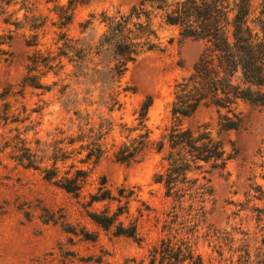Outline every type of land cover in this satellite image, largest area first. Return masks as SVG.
Returning <instances> with one entry per match:
<instances>
[{
    "label": "trees",
    "instance_id": "16d2710c",
    "mask_svg": "<svg viewBox=\"0 0 264 264\" xmlns=\"http://www.w3.org/2000/svg\"><path fill=\"white\" fill-rule=\"evenodd\" d=\"M41 1L0 0V23L23 31L26 46L35 49L22 81L0 91V157L15 168L39 172L47 182L79 198L90 176L86 167L97 165L107 155L110 138L114 142L119 139L113 144L114 158L126 165L143 162L154 148L163 163L154 182L163 187L168 206L156 217L160 238L148 251V264H209L199 251L201 242L213 244L222 256V232L208 222L207 207L214 204L213 176L223 173L240 152L237 142L230 138L231 133L243 129L239 104L264 107V0H141L127 13L105 10L90 14L81 25L82 33L96 23L105 29L96 44L68 34L76 10L89 0H45L53 4L49 11L56 18L52 19L38 13ZM257 1L262 2L260 10L255 6ZM18 5V10L10 11ZM22 11L21 20L13 19ZM49 22L56 29V52L37 50ZM163 26L176 28L183 41L202 42L204 50L192 72L176 82L171 123L161 138L152 142L148 126L154 103L151 96L142 102L133 122L116 121L92 111L97 104L92 100L93 92L86 89L81 98L72 82L80 84L101 75L104 71L95 59L109 54L113 63L108 69L110 84L99 80L95 90L106 96L104 105L110 113L123 110L121 99L132 90L123 87L121 80L144 54L165 51L159 33ZM13 32L0 35V64L14 57ZM173 41L170 39L169 44ZM50 74L66 78L48 84L44 79ZM28 89L41 91V95L56 91L63 111L72 114L70 128L56 127L46 138L40 137L45 106L30 109L22 101ZM202 109L214 112L215 123L186 125ZM260 153L264 157V142ZM254 190L256 199L264 201L263 187ZM136 198L135 191L126 187L114 194L103 179L84 208L103 230L141 245L140 221L155 210L143 203L144 208L126 223ZM96 204H104L103 209L92 210ZM256 210L262 219L264 210ZM242 235V250L235 251L239 252V263L264 264V240L255 239L252 244L247 233Z\"/></svg>",
    "mask_w": 264,
    "mask_h": 264
},
{
    "label": "rangeland",
    "instance_id": "374dc122",
    "mask_svg": "<svg viewBox=\"0 0 264 264\" xmlns=\"http://www.w3.org/2000/svg\"><path fill=\"white\" fill-rule=\"evenodd\" d=\"M140 2L89 0L76 10L68 34L96 44L105 29L96 23L92 29L82 33L81 25L90 14L105 10L111 14L116 10L127 13ZM255 6L258 10L263 7L261 1H257ZM19 8L18 5L10 11ZM52 8L53 4L42 0L38 13L50 19L56 18L49 11ZM23 15V11L19 12L13 19L21 20ZM10 31H14V57L10 62L0 64V91L22 81L28 58L35 51L26 46L23 31H15L14 27L0 23V35H9ZM55 31L49 22L47 34L41 39L37 50L57 51ZM159 33L166 46L165 51L144 54L130 66L121 80L123 87L132 90L121 99L124 102L123 110L110 113L104 105L106 96L100 90H95V83L99 80L110 84L108 69L113 63H110L109 54L95 59L100 64L99 69L104 71L101 75L81 80L80 84L72 82L73 87L81 93V98L85 96L86 89L93 92L92 100L97 104L91 107L92 111L116 121L133 122L142 102L151 96L154 103L149 112L148 126L152 131V142H157L171 123V103L176 82L192 72L204 50L202 42L181 40L176 28L163 26ZM170 39L174 40L172 44H169ZM67 70L71 72L72 67L68 66ZM64 78L66 75L55 77L50 74L44 82L52 84ZM68 82H71L70 78ZM41 94V91L28 89L22 100L30 109L45 106L39 136L46 138L56 127L68 130L72 114L63 111L57 92ZM238 111L244 120L243 129L231 133L230 138L237 142L240 152L223 173L213 176L214 204L207 207L210 211L208 222L222 232L223 255H219L213 244L201 242L199 246L200 253L209 264H240L239 252L235 251L239 248L242 250V239L245 238L242 233L248 234L252 244L255 239L259 242L264 240V216L260 219L256 210H264V201L256 199L258 195L254 190L256 186L264 189V157L260 153L264 142V107L240 103ZM215 118L214 112L202 109L185 123L214 124ZM115 139V142L113 138L107 141L108 153L97 165L86 167L90 170V176L79 198L47 182L39 172L15 168L13 163L0 157V264H148V251L160 238L159 227L155 225L156 217L161 216L168 206L163 187L154 182L155 175L163 168L162 155L153 148L139 164L119 163L114 158L113 144L119 143V139ZM103 179L107 180L114 194L121 187L132 189L137 194L126 223L138 215L139 208H144L143 203L155 210L140 221L139 232L144 238L141 245L125 237H115L112 231L103 230L87 216L84 204L91 194L97 192ZM249 200L251 202L246 206ZM103 206L96 204L92 210L99 211ZM87 236L94 240H88Z\"/></svg>",
    "mask_w": 264,
    "mask_h": 264
}]
</instances>
